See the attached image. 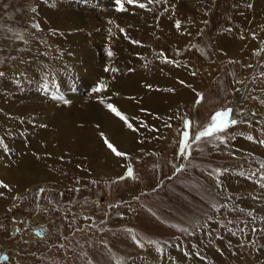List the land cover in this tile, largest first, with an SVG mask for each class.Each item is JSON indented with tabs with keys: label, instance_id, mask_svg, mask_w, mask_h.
I'll use <instances>...</instances> for the list:
<instances>
[{
	"label": "rangeland",
	"instance_id": "374dc122",
	"mask_svg": "<svg viewBox=\"0 0 264 264\" xmlns=\"http://www.w3.org/2000/svg\"><path fill=\"white\" fill-rule=\"evenodd\" d=\"M174 1L0 0V78H23L26 82L3 91L37 94V90H31L36 78H54L57 72L62 73L68 50L78 46L91 48L95 64L103 68L104 75L96 71L93 78H111L120 69L118 58L122 55L113 49V33L122 30L124 38L139 44L151 41L148 22L153 14L160 18L179 10L181 7ZM222 9L215 4L211 11L223 13ZM220 15L215 14L214 20L219 21ZM47 16H52L54 23L49 19L41 24ZM198 27L197 33L188 35L194 42L190 40L189 51L183 55L177 56L173 49L164 51L161 43L157 47L171 56L173 65L187 61L191 68L196 67L194 77L197 75L191 78L195 85L191 94L187 92L183 105L168 108L167 145L155 148L150 156L132 155L109 168L95 163L101 175L72 182L19 173L17 179L23 184L0 212V254L7 256L0 264H131L145 250L151 254L149 259L158 256L156 263L147 264H161L171 240L180 242L182 237L194 236L197 228H202L205 236L211 235V229L204 224L217 205L232 202L242 206L253 201L243 194L235 200L229 191L251 188L257 193L255 212L261 213L264 153L240 147L237 137L264 124V116L257 112L264 87V49L261 52L256 46L248 48L257 44L255 36H248L244 43L223 50L219 58L222 63L216 67L215 27ZM249 58L253 66L248 71L243 69L240 77ZM93 84L85 86L82 97H91L98 82ZM235 93L243 94L238 105L234 104ZM225 110L228 126L196 141L195 135L212 124L216 113ZM185 120L189 121V139L181 154ZM232 120L236 123L232 124ZM8 162L11 165L0 167V187L12 184V169L17 164L12 158ZM129 169L131 176L127 175ZM39 179L41 187L36 189ZM201 253L198 255L204 259ZM206 264L213 263L210 260Z\"/></svg>",
	"mask_w": 264,
	"mask_h": 264
},
{
	"label": "bare ground",
	"instance_id": "6f19581e",
	"mask_svg": "<svg viewBox=\"0 0 264 264\" xmlns=\"http://www.w3.org/2000/svg\"><path fill=\"white\" fill-rule=\"evenodd\" d=\"M174 2L181 7L179 10H173L160 18L157 13L153 14L151 24L148 22L151 41L139 44L135 39L124 38L122 30L113 33L116 39L113 49L122 55L118 58L120 69L111 78H101L100 81L93 78L96 71L101 76L104 72L100 64H95V57L91 48L87 50L88 46L70 48L68 62L64 63L62 73L57 72L54 78H36L38 81L33 83L31 90H37V94L5 92V87L12 86L14 89L26 82H23V78H0V167L3 164L11 165L8 162L11 158L17 164L15 170L12 169V184L0 187V212L23 184L17 179L19 173L33 174V178L72 182L73 179L101 175L95 170V163L109 168L113 163L125 162L132 155L150 156L155 148L167 145L168 108L183 105L195 85L191 78L197 75L194 77V67L191 68L187 61L173 65L167 52L158 51L160 43L164 51L165 48L168 52L173 49L177 56L183 55L187 53L185 50L189 51L191 41L194 42L188 35L197 33V26L207 27L210 24L217 32L214 44L218 54L216 67L222 63L219 58L223 50L244 43L243 40L248 36H255L257 44L247 47L255 49L256 46L259 51H263L264 0ZM215 4L224 8L223 13H215L217 16L221 14L219 21L214 20L215 14L211 11ZM49 19L54 23L52 16H47L40 23L44 24ZM152 20L156 24H152ZM75 44L79 45L77 42ZM262 59L264 64V57ZM248 61L249 64L240 70V77L244 74L243 69L248 71L253 66L250 58ZM90 83L102 90L93 91L90 98H84L82 91ZM261 95L257 112L264 116V87L261 88ZM233 98L234 104L238 105L243 94L235 93ZM108 105L119 110L135 130L128 128L109 110ZM249 131L248 135H238L237 144L256 149L252 150L255 154L264 153V124ZM105 138L126 155L116 156L104 143ZM40 179L35 182L36 189L41 187ZM229 192L235 200L239 194H243L253 201L244 203L243 207L232 202L229 205H217L214 212L210 211L213 212L210 213L211 218L205 219L207 222L204 225L211 229V235L205 236L204 230L197 228L194 236L182 237V242L171 240L166 259L159 263L206 264L211 260L213 264H264V236L260 237L264 235L261 224H264V206L259 208L262 210L258 213V205L254 202L257 193L252 192L251 188L239 187ZM66 215L72 219L70 211ZM145 251L142 252L143 256L139 252L131 264L157 262L158 256L149 259L151 254Z\"/></svg>",
	"mask_w": 264,
	"mask_h": 264
},
{
	"label": "snow or ice",
	"instance_id": "6c2138e0",
	"mask_svg": "<svg viewBox=\"0 0 264 264\" xmlns=\"http://www.w3.org/2000/svg\"><path fill=\"white\" fill-rule=\"evenodd\" d=\"M134 2H135V0H128V3H134ZM150 2H151V0H150ZM117 3H120V0H117ZM139 6L140 7H144L143 4H140ZM119 10H122V9H119ZM2 75H3V73H0V76H2ZM100 90H102L101 87H98V88L95 89V91H100ZM108 108L117 117H119L127 125L128 128L133 129V125L128 122L127 118L119 110H117L112 105H108ZM227 117H228V111L227 110H225L224 112L216 113V115L212 118V124L209 127H207L204 131L198 132L195 135V140L199 141L205 136H210V135H212L215 132L223 131L228 126L227 125ZM231 123L235 124L236 121L232 120ZM188 127H189V121L185 120L184 121V128L186 130L182 132L181 139H180V145H181L180 152H181V154H183L184 146L186 145V142L189 139V132L187 131ZM133 130H135V129H133ZM104 143L107 145V147L116 156L120 157V156H125L126 155L125 153H122V152L118 151L116 149V147H114L113 144L108 141L107 138L104 139ZM262 143H264V142H262ZM127 175H129V176L132 175L131 169L128 170ZM0 183H2V182H0ZM3 186L6 187V185H3Z\"/></svg>",
	"mask_w": 264,
	"mask_h": 264
},
{
	"label": "water",
	"instance_id": "95a60500",
	"mask_svg": "<svg viewBox=\"0 0 264 264\" xmlns=\"http://www.w3.org/2000/svg\"><path fill=\"white\" fill-rule=\"evenodd\" d=\"M39 233L41 234V232H37V235H40ZM6 259H7V256L5 254H0V262H3Z\"/></svg>",
	"mask_w": 264,
	"mask_h": 264
}]
</instances>
